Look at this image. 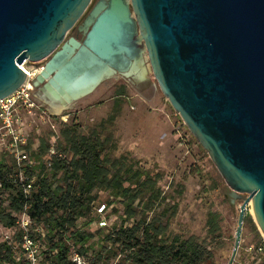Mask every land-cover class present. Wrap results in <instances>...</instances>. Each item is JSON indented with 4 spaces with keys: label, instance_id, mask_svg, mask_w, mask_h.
Segmentation results:
<instances>
[{
    "label": "water",
    "instance_id": "1",
    "mask_svg": "<svg viewBox=\"0 0 264 264\" xmlns=\"http://www.w3.org/2000/svg\"><path fill=\"white\" fill-rule=\"evenodd\" d=\"M0 0V99L36 78L80 99L111 72L149 65L208 153L234 203L264 236V0ZM83 17L82 40L68 32ZM69 74L65 83L64 74Z\"/></svg>",
    "mask_w": 264,
    "mask_h": 264
},
{
    "label": "trees",
    "instance_id": "2",
    "mask_svg": "<svg viewBox=\"0 0 264 264\" xmlns=\"http://www.w3.org/2000/svg\"><path fill=\"white\" fill-rule=\"evenodd\" d=\"M115 95L116 109L98 125L85 130L82 124L64 123L57 135L40 136L36 147L29 141L27 149L36 164L29 171L35 178L26 195L13 180V159L0 152V225L17 227L20 214L26 212L32 223L28 236L47 245L40 264H72L74 250L90 264H109L117 256L116 250L107 249L110 241L124 246L117 264H214L212 244L221 238V214L209 210L206 237L170 233L179 201L162 189L164 173L147 167L130 153H116L118 144L110 126L122 105L121 98L127 95L124 89ZM102 194L106 207L121 210L120 221L109 233L89 228ZM24 235L19 229V247L9 240L0 241V264H25ZM96 235L98 240H94ZM99 241L104 242L99 245L102 250L95 249Z\"/></svg>",
    "mask_w": 264,
    "mask_h": 264
},
{
    "label": "rangeland",
    "instance_id": "3",
    "mask_svg": "<svg viewBox=\"0 0 264 264\" xmlns=\"http://www.w3.org/2000/svg\"><path fill=\"white\" fill-rule=\"evenodd\" d=\"M21 65L35 77L43 62L25 61ZM33 77H30V81ZM64 77L67 83L69 74L66 72ZM125 81H128V78L115 76L104 79L90 94L81 97L73 107L58 115L53 114L39 96L43 88V85L39 84L33 87L31 92L36 95L34 98L41 104L45 113L35 108L31 112L21 109V126L27 132L33 147H36L40 136L57 135L64 123L82 124L84 129L88 130L109 118L116 109V91L124 89L127 98H121L122 105L110 126L118 144L116 153H130L147 167L164 173L160 181L162 189L176 195L179 201L177 213L169 227L170 233L184 237H206L208 212L217 210L221 214L222 231L219 241L212 244L214 264H228L234 248L242 199H237L234 203L231 201L229 188L221 173L208 153L189 133V129L164 96L157 81L133 78L129 83ZM54 139L55 137H52V140ZM50 149L54 150L53 144ZM2 197H7V193ZM105 200V194H102L96 203V219L89 226L93 231L102 228L104 233H109L111 227L120 221V205L116 204L119 210L117 212L112 206L106 207ZM250 209L251 205L246 211L240 245L232 264H264V246L259 249L261 242L264 243V236L259 231ZM19 217L20 223L17 227L6 228L0 225V241L9 240L17 245L16 235L19 229L24 233L32 231L30 220L26 229L23 228L26 220H22L28 217L23 213ZM101 221L105 224H101ZM36 230L40 231L39 228ZM98 238L99 235H96L94 240ZM36 241L41 250L47 248L44 240ZM103 243L96 242L95 249H101L99 245ZM123 248L121 242H108L107 249L117 251V256L112 258L109 264L118 263L123 255Z\"/></svg>",
    "mask_w": 264,
    "mask_h": 264
},
{
    "label": "built area",
    "instance_id": "4",
    "mask_svg": "<svg viewBox=\"0 0 264 264\" xmlns=\"http://www.w3.org/2000/svg\"><path fill=\"white\" fill-rule=\"evenodd\" d=\"M27 78H29L28 73ZM31 90L32 88H29L25 82L13 93L0 99V152L7 153L13 159L15 164L13 180L21 185L25 195L31 192L33 187L35 174H31L29 171L36 164V160L30 156L27 149L29 137L21 126L19 111L27 109L28 112H31L35 108L45 113L41 104L36 102L34 98L36 95ZM54 152V150H50L51 154ZM23 214L26 215V212ZM25 220L24 229L29 224V219L22 221ZM100 223L105 224L103 221ZM22 248L25 264H40L42 250L37 241L28 236L27 233L24 235ZM261 248L259 247V249ZM70 260L72 264H90V261L76 250L71 252Z\"/></svg>",
    "mask_w": 264,
    "mask_h": 264
},
{
    "label": "bare ground",
    "instance_id": "5",
    "mask_svg": "<svg viewBox=\"0 0 264 264\" xmlns=\"http://www.w3.org/2000/svg\"><path fill=\"white\" fill-rule=\"evenodd\" d=\"M22 67L25 69L26 73H28L29 79L26 81V85L29 88H33V87H35V86H37L39 84L43 85V88L41 89V92H39V96L45 102V104H47L49 106V109L53 112V114L58 115V114L62 113L64 110L74 106V104L76 103V101L78 99L69 98V96L67 94L59 95V96L54 95L44 85V82H41V81H39V79L36 78V74L35 73H34L35 77H33V73L28 71L24 66H22ZM115 75H116L115 72H111L110 74L106 75V77L104 79H107V78H110V77H115ZM123 75H124V77L127 76V77H131L133 79H138V80L139 79L140 80H151V79H154V76L152 74V69H151V67L149 65H143L139 69H137V68L134 69V70L131 69L130 71H128L126 73H123ZM30 77H33L31 81H30ZM250 211L253 213L252 206H251Z\"/></svg>",
    "mask_w": 264,
    "mask_h": 264
},
{
    "label": "flooded vegetation",
    "instance_id": "6",
    "mask_svg": "<svg viewBox=\"0 0 264 264\" xmlns=\"http://www.w3.org/2000/svg\"><path fill=\"white\" fill-rule=\"evenodd\" d=\"M98 0H94V2L93 3H95V2H97ZM83 23V17L74 25V27L68 32V34H67V37H66V39H68L69 37H71V36H73V37H75V38H77L78 40H82V38H83V32L79 29V26L81 25ZM47 60H48V58H46V59H44V60H41L42 62H43V65H45V63L47 62ZM39 62V61H38ZM43 65H42V67H43ZM116 77H118V78H123L124 77V75L122 74V73H120V72H116V75H115ZM125 78H128V81L130 80H132V78L131 77H127V76H125ZM128 81H125V83H129Z\"/></svg>",
    "mask_w": 264,
    "mask_h": 264
},
{
    "label": "crops",
    "instance_id": "7",
    "mask_svg": "<svg viewBox=\"0 0 264 264\" xmlns=\"http://www.w3.org/2000/svg\"><path fill=\"white\" fill-rule=\"evenodd\" d=\"M145 81H147V80H145Z\"/></svg>",
    "mask_w": 264,
    "mask_h": 264
}]
</instances>
